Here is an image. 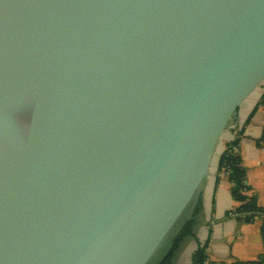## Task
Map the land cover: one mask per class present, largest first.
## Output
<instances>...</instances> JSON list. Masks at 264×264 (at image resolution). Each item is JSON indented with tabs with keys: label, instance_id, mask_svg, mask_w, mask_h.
<instances>
[{
	"label": "water",
	"instance_id": "water-1",
	"mask_svg": "<svg viewBox=\"0 0 264 264\" xmlns=\"http://www.w3.org/2000/svg\"><path fill=\"white\" fill-rule=\"evenodd\" d=\"M264 82V0H0V264H162Z\"/></svg>",
	"mask_w": 264,
	"mask_h": 264
},
{
	"label": "crops",
	"instance_id": "crops-1",
	"mask_svg": "<svg viewBox=\"0 0 264 264\" xmlns=\"http://www.w3.org/2000/svg\"><path fill=\"white\" fill-rule=\"evenodd\" d=\"M238 137L249 195L257 197L264 208V82L241 105L223 133L198 221L179 244L171 264H192L201 248H205V264H264L263 218L245 222L234 215L240 204L232 197L227 176L218 169L227 144Z\"/></svg>",
	"mask_w": 264,
	"mask_h": 264
},
{
	"label": "trees",
	"instance_id": "trees-1",
	"mask_svg": "<svg viewBox=\"0 0 264 264\" xmlns=\"http://www.w3.org/2000/svg\"><path fill=\"white\" fill-rule=\"evenodd\" d=\"M239 138L240 137L227 144L226 150L221 155L218 162L219 173L227 176L231 184L232 197L240 204V207L235 211V214L245 222H252L256 217H262L264 231V208L258 205L257 197L249 195L250 187L247 184L246 170L239 153ZM190 232L191 224L185 228L183 235L177 240L173 250L162 264H171V260L175 251L178 249L179 244L190 234ZM205 262V248H201L194 254L192 264H205Z\"/></svg>",
	"mask_w": 264,
	"mask_h": 264
},
{
	"label": "built area",
	"instance_id": "built-area-1",
	"mask_svg": "<svg viewBox=\"0 0 264 264\" xmlns=\"http://www.w3.org/2000/svg\"><path fill=\"white\" fill-rule=\"evenodd\" d=\"M234 215L237 216L236 214H234ZM234 215H233V216H234Z\"/></svg>",
	"mask_w": 264,
	"mask_h": 264
}]
</instances>
